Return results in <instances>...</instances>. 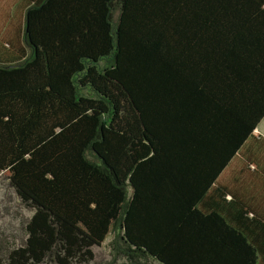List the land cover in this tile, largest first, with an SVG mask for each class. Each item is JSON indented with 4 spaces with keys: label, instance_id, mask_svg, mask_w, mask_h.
<instances>
[{
    "label": "trees",
    "instance_id": "1",
    "mask_svg": "<svg viewBox=\"0 0 264 264\" xmlns=\"http://www.w3.org/2000/svg\"><path fill=\"white\" fill-rule=\"evenodd\" d=\"M24 2L0 174L33 213L0 264H93L110 237L99 264H264V0Z\"/></svg>",
    "mask_w": 264,
    "mask_h": 264
},
{
    "label": "rangeland",
    "instance_id": "2",
    "mask_svg": "<svg viewBox=\"0 0 264 264\" xmlns=\"http://www.w3.org/2000/svg\"><path fill=\"white\" fill-rule=\"evenodd\" d=\"M25 9L24 0H0V38L7 41H19L25 44L23 38ZM259 129L264 133V119ZM239 159L236 157L232 165L235 167ZM33 210L20 199L15 188L10 184L6 172L0 174V255L21 244L26 237L25 224ZM110 237L103 245L94 246L96 258L93 264H99L111 259Z\"/></svg>",
    "mask_w": 264,
    "mask_h": 264
},
{
    "label": "crops",
    "instance_id": "3",
    "mask_svg": "<svg viewBox=\"0 0 264 264\" xmlns=\"http://www.w3.org/2000/svg\"><path fill=\"white\" fill-rule=\"evenodd\" d=\"M263 119H264V118H263ZM263 119H262V121H263ZM262 121H261V122H262ZM261 122H260V124H261ZM260 124H259L258 127L255 129L254 134H255L256 136H263V137H264V133L259 129ZM248 143H249V142H247V144H248ZM239 160H240V159H239ZM235 164H236L235 167H234V166L232 165V163H231V164H229L228 167L225 169V171H224V173H223V175H222V179H223V181H225V179L229 180L230 177H232L233 173H234L237 169H239L240 167L243 166V160H242V161L240 160V162L235 163ZM239 170H240V169H239Z\"/></svg>",
    "mask_w": 264,
    "mask_h": 264
}]
</instances>
